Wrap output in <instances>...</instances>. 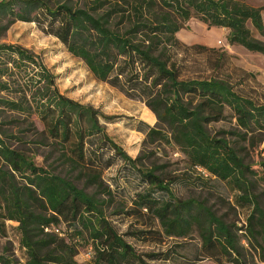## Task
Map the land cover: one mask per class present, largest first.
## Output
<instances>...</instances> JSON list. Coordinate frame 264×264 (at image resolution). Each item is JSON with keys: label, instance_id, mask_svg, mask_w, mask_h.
Segmentation results:
<instances>
[{"label": "trees", "instance_id": "1", "mask_svg": "<svg viewBox=\"0 0 264 264\" xmlns=\"http://www.w3.org/2000/svg\"><path fill=\"white\" fill-rule=\"evenodd\" d=\"M191 17L228 30L229 45L264 55V43L247 29L250 23L264 36L261 9L237 0H90L83 8L50 0H0V38L17 21L37 24L96 80L145 103L156 118L145 142L173 145L190 169L230 184L236 206L249 211L245 224L236 227L200 201L177 197L172 186L178 177L157 174L159 166L145 168L140 157L132 159L109 137L100 119L112 117L60 93L40 56L0 43V233H5L6 221L18 224L24 264H78L81 241L93 250L90 264L168 259L165 253L138 254L126 241V236L148 241L150 227L119 234L107 218L105 209L116 200L102 181L103 170L111 166L103 162L105 149L136 171L144 184L131 207H116L114 215L148 217L166 238L186 239L196 231L204 258L248 264L241 246L246 240L264 260V208L254 194L257 175L241 154L255 135L264 140V104L235 92L218 76L181 78L183 59L178 56L188 50L207 54L215 73L222 65L223 54L216 49L186 46L177 39ZM227 119L234 123L230 130H210ZM28 133L41 136V146L48 148L41 157L51 160L49 169L13 146L25 144ZM58 165L76 173L84 187L54 174ZM88 187L95 191L87 193ZM63 225L72 233L62 232ZM0 264L20 263L5 251Z\"/></svg>", "mask_w": 264, "mask_h": 264}, {"label": "rangeland", "instance_id": "2", "mask_svg": "<svg viewBox=\"0 0 264 264\" xmlns=\"http://www.w3.org/2000/svg\"><path fill=\"white\" fill-rule=\"evenodd\" d=\"M247 6L261 9L262 22H264V0H237ZM51 4L68 3L76 8L89 6L90 0H50ZM247 29L251 36L264 43L261 36L250 23ZM228 30L218 27H208L196 17L183 23V28L176 34L177 39L186 46H204L214 48L223 54L222 65L215 73L211 69L208 55L195 50H188L178 56L183 59L181 78H207L218 76L231 83L234 91L255 102L264 104V55L245 50L238 45H229L226 36ZM0 43H9L22 46L40 56L44 65L56 77V85L60 93L79 102L90 105L99 110L104 116L112 117L111 121L104 122L107 134L119 145L132 159L140 157V162L145 168L159 166L157 174L162 173L167 179L178 177V182L172 188L175 195L183 200L193 199L200 201L210 208L218 217L228 224L241 227L245 224L248 210L236 206L234 202L235 191L228 183L209 178L200 169H190L186 164L184 155L173 145L148 144L145 142V133L148 127L156 125V118L140 100L130 99L121 91L105 82L96 80L87 70L84 63L69 54L65 46L52 35L45 34L35 23L17 21L13 23L0 38ZM228 118L230 112H226ZM233 121L214 124L210 130L214 133L220 130H230ZM36 126L41 131V125L36 121ZM17 133L16 130H13ZM25 144L14 143L28 157H33L38 167H47L51 162H43L41 156L48 154V148L41 146V136L28 133ZM245 161L251 166L256 177L254 194L259 196V202L264 208V140L259 141V136L253 137L252 145L244 144ZM151 151L155 154L147 157ZM103 162H110L111 166L102 172L103 183L110 188L115 197V202L105 209V214L119 234H126L134 230H150L148 241H138L126 236V241L131 244L138 254L165 253L168 259L150 261L149 264H232L226 257L216 259L204 258L201 241L198 233L194 231L186 239L166 238L162 235L157 222L154 224L149 218H134L123 215H114L116 207L122 205L131 207L136 194L142 191L144 184L139 174L133 171L122 160L113 155L111 150H103ZM54 174L73 179L77 187L83 188V182L75 178L64 166H55ZM93 193L94 188L85 189ZM125 204V205H124ZM18 224L12 221L5 222V233H0V253L7 252L20 264L25 262L24 250L20 247V234ZM62 232L68 234L72 230L65 225L60 227ZM255 246L254 243H252ZM244 248V258L248 264H264L259 251H255L247 241H241ZM93 250L90 244L81 241L77 249L75 260L78 264H90Z\"/></svg>", "mask_w": 264, "mask_h": 264}, {"label": "built area", "instance_id": "3", "mask_svg": "<svg viewBox=\"0 0 264 264\" xmlns=\"http://www.w3.org/2000/svg\"><path fill=\"white\" fill-rule=\"evenodd\" d=\"M54 233L58 234V230H54ZM59 236H61V235H59Z\"/></svg>", "mask_w": 264, "mask_h": 264}]
</instances>
